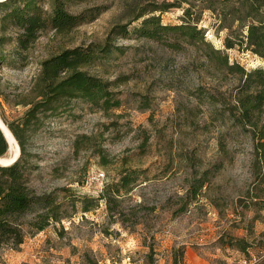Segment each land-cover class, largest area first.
Segmentation results:
<instances>
[{
  "label": "rangeland",
  "instance_id": "374dc122",
  "mask_svg": "<svg viewBox=\"0 0 264 264\" xmlns=\"http://www.w3.org/2000/svg\"><path fill=\"white\" fill-rule=\"evenodd\" d=\"M147 1L175 3L161 14L166 24L179 23L186 6L180 0ZM94 4L107 6L95 20L66 35L43 31L22 68H0V111L8 119L24 113L27 106L17 103L31 90L41 60L64 47L103 43L112 26L131 21L138 9L136 0H95L89 5ZM195 4L199 10V0ZM217 21L205 10L200 22L214 46L248 69L264 66V59L251 50L226 49V30ZM132 22L131 28L138 24ZM116 44L127 47L126 53L87 68L106 80H119L115 89L123 105L106 113L73 101V116L49 119L30 140L41 165L32 184L40 192L68 187L61 194L68 217L29 233L17 249L1 247L0 264H175L173 254L180 246L185 251L180 264H254L260 259L256 250L249 259L222 246L219 236L247 235L245 224L255 211L245 205L249 195L264 190V160L258 161L251 132L227 117L223 120L221 104H200L193 94L201 85L231 90L232 80L223 84L220 72L190 47L177 51L133 34L119 37ZM12 46L7 44L6 51ZM18 151L10 145L4 158ZM123 168L143 171L141 182L119 205L130 220L110 215L104 199L84 211L86 201L98 197ZM204 173L206 184L191 200L187 193L192 182ZM254 226L257 234L264 229L260 219Z\"/></svg>",
  "mask_w": 264,
  "mask_h": 264
},
{
  "label": "trees",
  "instance_id": "16d2710c",
  "mask_svg": "<svg viewBox=\"0 0 264 264\" xmlns=\"http://www.w3.org/2000/svg\"><path fill=\"white\" fill-rule=\"evenodd\" d=\"M138 9L131 21L111 27L102 42L81 43L61 48L39 62L38 72L32 81L31 90L17 104L27 106L22 116L10 120L0 111V115L12 130L20 155L9 165L0 163V248L17 249L24 243L29 233H37L54 222L68 217L62 193L68 187H56L39 191L33 184L34 172L40 170L39 157L32 152L30 140L45 123L54 117L73 116V101H84L89 109L106 113L123 105L121 92L115 87L119 80H106L93 74L87 68L103 61L111 60L118 54L126 53L124 46L116 44V39L127 35L156 40L180 51L190 47L201 52L226 81L232 80L231 90L211 88L201 85L193 93L200 104L210 106L221 104L223 120L251 132L261 161L264 160V66L248 69L237 61H231L227 51L214 46L205 35V27L200 25L205 10L211 11L218 19V27L226 30V49L251 50L264 59V0H199V10L195 1L180 0L183 14L179 23L166 24L161 14L175 6V3L136 0ZM95 0H1L0 1V68H22L28 62V51L34 46L43 31L55 30L66 35L83 23L95 20L106 9L104 4H94ZM73 12L71 8L80 7ZM132 21L138 24L132 26ZM13 44L6 51L5 46ZM1 72V71H0ZM1 80V77H0ZM230 84V85H231ZM9 102L8 95L2 93ZM149 135L145 136L148 142ZM222 145L224 142L221 143ZM77 144V149L79 148ZM101 150V157L108 156ZM9 145L0 129V156H5ZM105 163V161H104ZM107 163V162H106ZM192 182L187 195L196 199L205 186V177ZM143 171L123 168L114 182L107 183L98 197H91L83 206L84 211L98 205L104 199L110 215H118L122 222L129 216L121 205L123 195L141 182ZM262 189L253 192L245 209L255 214L245 224L246 236H227L221 233L219 242L241 251L251 259V250H256L260 259L254 264H264V229L256 233L254 222L260 219L264 225V196ZM114 203V204H113ZM244 216L245 211H236ZM243 221V219H241ZM153 250V249H152ZM184 247L174 252L175 264L183 261ZM151 253V251H150Z\"/></svg>",
  "mask_w": 264,
  "mask_h": 264
},
{
  "label": "water",
  "instance_id": "95a60500",
  "mask_svg": "<svg viewBox=\"0 0 264 264\" xmlns=\"http://www.w3.org/2000/svg\"><path fill=\"white\" fill-rule=\"evenodd\" d=\"M0 1H1V0H0ZM0 129L3 131V133H4L5 137H6V131L2 129L1 125H0ZM8 129H9V128H8ZM11 132H12V130H11ZM12 134H13V132H12ZM13 136H14V134H13ZM14 138H15V140H16V137H15V136H14ZM6 140H7V142H8L9 149H10V145H11V144H10V141H9L8 137H6ZM16 144H18L17 140H16ZM18 149H19L18 153H17L16 155L10 157L9 159H8V158H4V156H0V163L3 164V165H9V164H11L12 162L16 161L17 158H18L19 155H20V145H19V144H18Z\"/></svg>",
  "mask_w": 264,
  "mask_h": 264
},
{
  "label": "bare ground",
  "instance_id": "6f19581e",
  "mask_svg": "<svg viewBox=\"0 0 264 264\" xmlns=\"http://www.w3.org/2000/svg\"><path fill=\"white\" fill-rule=\"evenodd\" d=\"M0 125H1L2 129L6 131V137H8L10 144L18 147V144H16V140H15L11 130L8 129L9 127L1 115H0Z\"/></svg>",
  "mask_w": 264,
  "mask_h": 264
}]
</instances>
